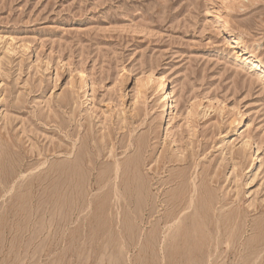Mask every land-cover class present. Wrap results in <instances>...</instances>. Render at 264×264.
Wrapping results in <instances>:
<instances>
[{
	"label": "rangeland",
	"instance_id": "rangeland-1",
	"mask_svg": "<svg viewBox=\"0 0 264 264\" xmlns=\"http://www.w3.org/2000/svg\"><path fill=\"white\" fill-rule=\"evenodd\" d=\"M0 264H264V0H0Z\"/></svg>",
	"mask_w": 264,
	"mask_h": 264
},
{
	"label": "bare ground",
	"instance_id": "bare-ground-1",
	"mask_svg": "<svg viewBox=\"0 0 264 264\" xmlns=\"http://www.w3.org/2000/svg\"><path fill=\"white\" fill-rule=\"evenodd\" d=\"M237 41V40H236ZM235 43H238V42H235ZM161 91H162V94H161V97H160V100H159V106H160V108L162 109V111L164 112V113H168L169 111H170V99H171V96H170V93H168V90H167V88H166V85L165 84H163V83H161ZM119 163H117V165H118ZM116 165V166H117ZM115 166V167H116ZM116 169V168H115ZM117 171H118V169H117ZM116 176V175H115ZM135 181V180H134ZM134 183V182H133ZM115 184V183H114ZM138 184V183H137ZM76 185V184H75ZM195 187H196V185H195ZM207 188H208V184H207V186H206ZM210 188V190H211V187H209ZM118 190V189H117ZM196 191H199V190H196ZM205 191H206V189H205ZM204 191V192H205ZM202 192V191H201ZM207 192V191H206ZM211 192V191H210ZM209 192V193H210ZM197 192H195V194H196ZM201 194V193H200ZM205 194V193H204ZM207 194V193H206ZM203 195V194H202ZM209 194H207L206 196H208ZM212 195V194H211ZM204 196V195H203ZM200 197V196H199ZM194 198V197H193ZM202 198H204V197H202ZM205 199V198H204ZM208 199H209V197H208ZM211 199H213V197L211 198ZM198 200V199H197ZM203 200V199H202ZM194 201V200H193ZM193 201H191V203H190V205L189 206H191V204L192 203H194ZM199 201V200H198ZM200 202V201H199ZM198 202V203H199ZM206 202V201H205ZM133 203V202H132ZM239 213H240V211H238ZM235 214H233V216H234ZM237 216L236 217H238V214H236ZM199 217H201V216H199ZM239 218H240V216H239ZM236 219H238V218H236ZM227 220V219H226ZM230 220V219H229ZM232 221V220H231ZM236 221V220H235ZM238 221V220H237ZM183 222V221H182ZM229 222V221H228ZM181 223V222H180ZM230 223V222H229ZM231 224H232V222H231ZM182 225V224H181ZM204 225V224H203ZM228 225V224H227ZM216 226V225H215ZM232 226H234V224L232 225ZM204 227V226H203ZM217 227H219V226H217ZM238 227V226H237ZM227 228H228V226H227ZM232 228V227H231ZM203 230L204 229H206V227H204V228H202ZM217 229H219V228H217ZM234 229V228H233ZM236 229L237 228H235L234 229V231H236ZM238 230V229H237ZM205 231H207V230H205ZM217 231H219V230H217ZM216 231V232H217ZM231 231V230H230ZM233 231V230H232ZM198 232H199V230H198ZM202 233V232H201ZM204 233V232H203ZM233 233V232H232ZM235 233V232H234ZM234 233H233V235H234ZM215 234V233H214ZM203 235V234H202ZM202 235H201V238H202ZM217 235V234H216ZM232 235V236H233ZM208 236V235H207ZM219 236V235H218ZM206 237V236H205ZM200 238V237H199ZM200 238V239H201ZM220 238V237H219ZM205 239V238H204ZM217 239V238H216ZM218 240H220V239H218ZM220 242V241H219ZM217 244H218V242H217ZM151 252V251H150ZM258 256V255H257Z\"/></svg>",
	"mask_w": 264,
	"mask_h": 264
}]
</instances>
